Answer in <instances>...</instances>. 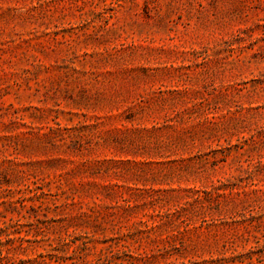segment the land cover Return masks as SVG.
Wrapping results in <instances>:
<instances>
[{
    "label": "rangeland",
    "instance_id": "rangeland-1",
    "mask_svg": "<svg viewBox=\"0 0 264 264\" xmlns=\"http://www.w3.org/2000/svg\"><path fill=\"white\" fill-rule=\"evenodd\" d=\"M0 264H264V0H0Z\"/></svg>",
    "mask_w": 264,
    "mask_h": 264
}]
</instances>
